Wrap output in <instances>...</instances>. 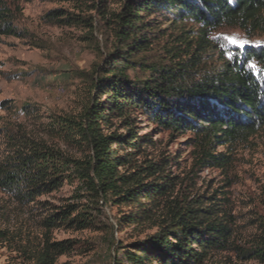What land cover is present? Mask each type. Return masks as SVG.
I'll return each mask as SVG.
<instances>
[{
    "label": "rangeland",
    "instance_id": "rangeland-1",
    "mask_svg": "<svg viewBox=\"0 0 264 264\" xmlns=\"http://www.w3.org/2000/svg\"><path fill=\"white\" fill-rule=\"evenodd\" d=\"M122 1L2 0L13 31L0 34V154L51 146L79 161L86 158L87 149L58 135L56 121L76 118L89 102L98 99L94 91L90 94L89 86L97 81L116 48L112 17ZM146 19L155 23L141 61L146 64L188 63L194 55L199 75L229 59L225 53L264 48V24L250 32L227 25L206 29L204 42L197 43L201 28L193 21L180 20L177 10L160 11ZM224 34H235L250 44L244 49L221 48L226 44ZM127 73L131 79L146 76L140 64ZM128 118L137 134L146 133L151 140L140 146V152L128 155L136 164H156L155 173L144 181L165 180L170 198L178 203L192 206L206 218L223 216L232 228L231 246H248L264 227V126L246 139L208 146L210 152L224 156L223 163L212 164L202 158V146L192 130L169 133L135 109ZM107 119L101 125L103 133L124 132L118 117L108 115ZM112 148L118 154L128 153L127 147ZM62 176L61 181L47 178L13 191L0 187V264H33L28 256L39 246L44 232L52 240L74 241L72 249L55 264H120L124 252L135 249V242L154 232V222L149 220L118 224L128 204L104 202L89 194L71 169ZM66 204L86 214L87 228L60 225L46 229L44 219ZM20 241L27 252L18 250ZM198 264L264 262L246 259L231 247L208 251Z\"/></svg>",
    "mask_w": 264,
    "mask_h": 264
},
{
    "label": "trees",
    "instance_id": "trees-1",
    "mask_svg": "<svg viewBox=\"0 0 264 264\" xmlns=\"http://www.w3.org/2000/svg\"><path fill=\"white\" fill-rule=\"evenodd\" d=\"M173 10L180 20L199 25L202 34L197 43L204 42L206 29L227 25L250 32L264 24V0H123L112 17L116 48L101 67L97 81H92V73L90 76L89 92L98 94V99L89 102L76 118L56 121L58 135L87 149L86 158L79 161L51 146L12 149L0 154V187L13 191L24 183L36 184L47 178L61 181L62 173L71 169L89 194L104 202L128 204L118 224L149 220L156 228L135 242V249L124 252L120 264H198L208 251L231 247L246 259L264 262V227L248 246H231L232 228L223 216H200L192 206L170 198L165 180L144 181L155 173L156 164H136L128 156L140 152L142 144H151L146 133L139 135L133 129L128 118L133 109L169 133L192 130L202 146V158L212 164L223 163L224 156L210 152L208 146L246 139L264 126V73L246 66L255 60L264 68V48L237 51L232 59L199 75L194 55L188 63L170 66L141 62L155 24L147 16ZM7 11L0 0V34L13 31ZM137 64L146 76L131 79L127 71ZM102 94L104 99H100ZM108 115L120 119L124 132H102ZM112 146L127 147L128 153L118 154ZM75 210L73 204H66L44 219V227L87 228L88 217ZM73 244L71 239L52 240L44 232L28 259L33 264H55ZM17 247L23 253L28 251L21 248V241Z\"/></svg>",
    "mask_w": 264,
    "mask_h": 264
},
{
    "label": "snow or ice",
    "instance_id": "snow-or-ice-1",
    "mask_svg": "<svg viewBox=\"0 0 264 264\" xmlns=\"http://www.w3.org/2000/svg\"><path fill=\"white\" fill-rule=\"evenodd\" d=\"M222 39L226 42V44H221L220 47L224 48L226 45L235 46L238 49H244L246 45L250 44V41L242 38H238L235 34L227 35L224 34L222 36ZM256 44H259L260 42H255ZM225 55L228 56L229 59H232V53L228 52L225 53ZM246 66L251 69L253 72L259 71L261 73H264V68H258L257 64L251 60H249L246 64Z\"/></svg>",
    "mask_w": 264,
    "mask_h": 264
}]
</instances>
